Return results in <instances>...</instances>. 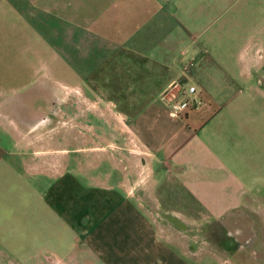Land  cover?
<instances>
[{
    "label": "crops",
    "instance_id": "0c3cea01",
    "mask_svg": "<svg viewBox=\"0 0 264 264\" xmlns=\"http://www.w3.org/2000/svg\"><path fill=\"white\" fill-rule=\"evenodd\" d=\"M216 2L0 0V95L40 88L46 69L96 110L61 132H34L36 119L10 136L15 149L0 144L10 171L0 174V264H209L183 253L180 226L227 222L248 204L226 149L241 122L216 104L196 46ZM255 73L237 77L256 97ZM187 83L204 102L174 116L169 103ZM111 142L134 149L111 153Z\"/></svg>",
    "mask_w": 264,
    "mask_h": 264
},
{
    "label": "rangeland",
    "instance_id": "374dc122",
    "mask_svg": "<svg viewBox=\"0 0 264 264\" xmlns=\"http://www.w3.org/2000/svg\"><path fill=\"white\" fill-rule=\"evenodd\" d=\"M210 14L209 26L196 44L209 55V59L204 55L200 68L216 78L211 84L212 94L218 98L216 104L225 106L226 103V115L232 122L238 118L241 122L239 126L236 123L235 129L239 132L231 136L226 149L232 162L240 163L248 204L229 214L233 217L227 222L182 223L177 239L182 241L184 254L195 256L191 257L192 263L200 257H208L205 262L209 264H264V0H219ZM207 40L209 45L204 44ZM241 69L256 71L260 83L257 84L260 93L256 97L248 92V84L237 77ZM39 73L38 80L46 85L0 95V100L7 102L6 108H0V136L4 129L7 132L6 139L0 137L4 148L15 149V141L10 140V136H16L26 128V123L39 118L43 120L34 132H42V129L44 132L48 127L61 132L63 123L74 117L80 121L86 117L94 122L95 107L79 88L56 83L57 76H52L51 71L48 72L50 76L41 75L47 74L46 69ZM226 74L233 76V84L220 93L219 86ZM53 89L55 91L51 92ZM240 102L245 104L244 109H235ZM47 117L56 124L43 125ZM126 144L119 147L111 142L103 147L111 153L126 151L130 154L134 147ZM45 145L47 142L40 141L38 146L45 149ZM0 174L8 176L10 171L3 169Z\"/></svg>",
    "mask_w": 264,
    "mask_h": 264
},
{
    "label": "built area",
    "instance_id": "2783aa9c",
    "mask_svg": "<svg viewBox=\"0 0 264 264\" xmlns=\"http://www.w3.org/2000/svg\"><path fill=\"white\" fill-rule=\"evenodd\" d=\"M197 90L194 85L185 86L178 95L169 103L170 114L179 116L180 113L188 108H198L203 104V101L196 94Z\"/></svg>",
    "mask_w": 264,
    "mask_h": 264
}]
</instances>
